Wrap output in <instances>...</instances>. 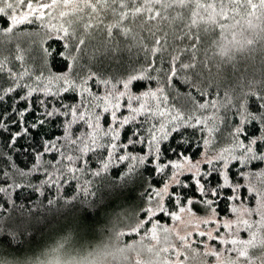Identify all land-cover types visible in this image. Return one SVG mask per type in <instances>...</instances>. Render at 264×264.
I'll return each instance as SVG.
<instances>
[{
    "label": "snow or ice",
    "instance_id": "obj_1",
    "mask_svg": "<svg viewBox=\"0 0 264 264\" xmlns=\"http://www.w3.org/2000/svg\"><path fill=\"white\" fill-rule=\"evenodd\" d=\"M0 25V264H18L19 237L34 219L18 190L43 196L85 171L104 177L121 165V187L140 179L141 166L161 179L149 186L137 225L122 233L138 237L133 264H189L192 256L264 264V0H0ZM56 57L64 71L52 70ZM69 91L79 102L58 104ZM60 117L63 135L47 138ZM81 121L88 131L74 136ZM137 144L140 154L129 151ZM186 145L201 148V159ZM93 153L103 154L101 167H81ZM13 155L32 167L21 169ZM36 173L45 177L39 185L20 182ZM80 191L64 206L87 220L99 201L89 186ZM185 215L194 222L182 234Z\"/></svg>",
    "mask_w": 264,
    "mask_h": 264
},
{
    "label": "trees",
    "instance_id": "obj_2",
    "mask_svg": "<svg viewBox=\"0 0 264 264\" xmlns=\"http://www.w3.org/2000/svg\"><path fill=\"white\" fill-rule=\"evenodd\" d=\"M22 27L32 32L39 31L35 25H25ZM49 43L52 44L53 48L59 47V42L50 41ZM52 70H65L63 62L59 57H56V66ZM135 87L137 91H143L144 83H137ZM93 90H96L95 85H93ZM100 91L102 92L103 90L100 89ZM79 99L80 97L77 93L69 91L64 93L62 97L57 98V103L59 104L62 100L64 104H74L79 102ZM123 114L127 115L126 112H123ZM109 122L108 118H102L101 127L107 128ZM63 124L64 117H60L57 122L46 129L47 138L62 136L64 131ZM128 127L131 128L132 126L130 125ZM86 131H88L87 126L82 121L73 124L71 128L74 136H78ZM129 134L126 128L124 133H122L121 140H126ZM225 136H227L226 132ZM0 146H2V141H0ZM172 146L175 147V144ZM185 147L187 148L186 155L190 156L193 160L201 158V148L195 147L194 145H186ZM144 148L145 146L137 144L130 147L129 151L140 154ZM4 151L7 150L4 149ZM102 155V153L90 154L86 158L88 161L87 165L81 164L80 166L86 167L91 171H96L101 167L100 159ZM54 156L55 153L47 155L45 159L52 160ZM167 156L172 159L176 158L172 152H168ZM13 161L25 171L31 168L34 162L33 159H29L27 156L16 157L15 155H13ZM0 167H3V165H0ZM123 167L121 165L111 169L104 177H96L91 175L90 171H85L79 174L78 180L69 178L63 183L62 187H49L44 189L43 196L39 192H35L32 187H25L18 190L14 194L17 203L24 206L25 212L31 210L30 218H34L29 232L19 237L22 242V251L15 254L18 264H34L33 262L36 260L41 262L45 260L42 264H48L49 261H57L59 264H87L86 260L89 257L103 251V249H99L107 241H109L112 247V251L110 252L112 260L109 264H133L137 255V252L134 250L137 247V241L135 239H138V237L123 235L122 233H130L133 226L137 225V222L143 215L141 206L146 205V193L149 186H159L161 179L157 174L153 173L151 165L141 166L140 179L121 187V182L118 180L117 174H123L121 172V168ZM204 167L207 166L205 165ZM19 179L20 182L25 184L31 183L32 185H39L45 177L42 173H36ZM181 179L187 181L188 176H182ZM81 185L89 186L96 192L95 196L89 197L93 203L99 201L96 209L92 210V216L87 220L83 218L82 213H69L64 206L65 200L75 203L83 198L84 194L80 191ZM175 190L179 191V189ZM184 191L189 196L195 194L194 187L185 189ZM44 197L55 199L58 201V204L55 207L48 206L47 200ZM74 197L76 200H73ZM41 201H44L43 206H40ZM4 202L3 199H0V203ZM7 207L11 209L10 204H7ZM224 208L225 205L222 201L218 208V211L222 215L224 214ZM194 211L198 216L205 215V209L200 205H195ZM7 214L5 213V215ZM18 215L19 212L17 213ZM157 219L165 224L172 223L167 217L160 216ZM118 246L128 249V260L124 258L122 250ZM12 247H16L15 242ZM52 249L55 251H50ZM5 251H10L6 245ZM69 255L75 257L62 260ZM58 256L62 257V259ZM193 257H195V261H189V264H203L200 257ZM8 258L10 259L11 257Z\"/></svg>",
    "mask_w": 264,
    "mask_h": 264
},
{
    "label": "rangeland",
    "instance_id": "obj_3",
    "mask_svg": "<svg viewBox=\"0 0 264 264\" xmlns=\"http://www.w3.org/2000/svg\"><path fill=\"white\" fill-rule=\"evenodd\" d=\"M201 158H199V159H197V160H194V161H198V160H200ZM203 216V215H202ZM194 222V220H193V217H190V216H187V215H185L184 217H183V219H182V221L181 222H179V231L183 234L184 233V231L186 230V229H188V227H189V225L190 224H192ZM193 239L194 240H198L199 239V237H196L195 235L193 236ZM118 248L120 249L121 248V250H122V253H123V256H124V258L125 259H127L128 260V249L126 248V247H119L118 246ZM103 249V251L101 252V253H97L96 255L94 254L92 257H89L88 258V260H86V263L87 264H102V263H104V264H109L110 262H111V260H112V256L110 255V252L112 251V247L110 246V243H109V241H107V242H104L103 243V245H102V248H100L99 250H102ZM135 252H137V253H139L140 251H141V249L139 248V247H136L135 249ZM50 251H52V252H54L55 250L54 249H52V250H50ZM41 256V255H40ZM60 259H62V257H60V256H58ZM73 257H75V256H71V255H69V256H67V257H65V258H63L62 260H65V259H67L68 260V258H73ZM195 257H191V259H190V261H192V262H194L195 261V259H194ZM136 259V258H135ZM37 261V260H36ZM33 262L34 264H42V262H44V261H37V262ZM31 262H32V260H31ZM55 263V264H59L57 261H49V263ZM48 263V264H49ZM84 263V262H83ZM69 264H72V263H69Z\"/></svg>",
    "mask_w": 264,
    "mask_h": 264
}]
</instances>
